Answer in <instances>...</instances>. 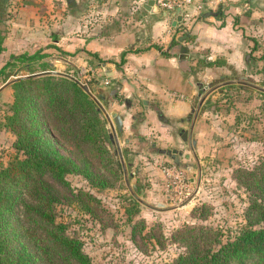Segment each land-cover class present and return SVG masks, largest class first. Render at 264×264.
Returning <instances> with one entry per match:
<instances>
[{
	"label": "rangeland",
	"instance_id": "1",
	"mask_svg": "<svg viewBox=\"0 0 264 264\" xmlns=\"http://www.w3.org/2000/svg\"><path fill=\"white\" fill-rule=\"evenodd\" d=\"M42 34L45 35L44 31ZM251 34L254 35L251 38L253 56L251 67L246 68L252 74L250 87L233 86L229 89L221 86L215 89L207 100L205 98L207 106L205 103L202 105V115L195 124L194 140L197 143L194 148L201 163V173L198 175L200 185L195 194L196 169L186 172L182 168H175L166 155L149 154L146 149L138 155L139 150L129 128L126 127L119 134L120 140L130 138L129 149L123 157L130 186L136 185L137 195L147 203L156 206L161 202L170 209L147 208L135 200L125 184L121 164L117 165L119 159L114 144H108L107 148L117 173L102 167L99 158L90 152V146L82 142L78 144L68 134L61 133L53 111H45L42 101L39 102L41 126L59 153L77 164L87 163L94 174L108 182L105 187L94 186L79 173L68 174L64 182L49 179L59 192L57 220L64 223L70 236L81 240L84 252L94 264H167L184 251V247L172 237L177 229L185 225H205L217 229L222 240L226 241L233 238L245 223L249 191L238 183L236 170L252 169L264 159V30H254ZM54 35L57 36L56 33ZM57 57L70 59L71 54L53 49L45 61H52V70L68 71L87 84L107 111L112 108V104L109 108L105 102L110 100L109 90H116L124 98V93H120L121 84L111 85L105 73L98 71V61L95 65L90 62V66L87 63L82 67L66 62L61 64L56 61ZM41 62L33 60L31 71L40 72L45 67ZM221 62L222 59L216 61L218 64ZM202 68L197 67L198 71ZM26 74L28 71L21 70V64L9 67L0 74V86L10 77ZM236 74L234 71L225 77L232 79ZM96 79L100 84H95ZM204 80L206 78L202 75L193 77L195 95L198 94L196 81L205 85ZM219 80L207 83L214 87ZM220 89L221 92L218 91ZM100 93L105 95L104 100L99 98ZM14 94L12 85L0 92V168L17 154L14 147L16 134L7 121ZM172 98V102L185 100L179 94ZM200 98L190 99L191 105L196 107ZM123 104L113 106L122 110L129 122L128 109ZM161 106L165 108L166 104ZM143 107L140 101L137 110L145 118L141 127L145 140L150 143L156 139V144L162 148L185 150L186 147L176 137L170 136L171 129L167 125L161 122L153 129L152 115ZM182 124L187 125L184 121ZM106 127L110 131L107 123ZM156 133L159 138L154 136ZM122 148L125 150V145ZM129 162L133 164L132 167L128 166ZM190 177L194 178L193 182H189ZM191 195L190 201L180 205ZM195 207L200 208L193 211Z\"/></svg>",
	"mask_w": 264,
	"mask_h": 264
},
{
	"label": "crops",
	"instance_id": "2",
	"mask_svg": "<svg viewBox=\"0 0 264 264\" xmlns=\"http://www.w3.org/2000/svg\"><path fill=\"white\" fill-rule=\"evenodd\" d=\"M192 1L182 8L163 10L157 0H0V68L12 61V55L37 51L49 54L53 49L71 54L70 59L62 57L63 61L57 57L56 61L61 64L84 67L98 61V71L105 73L109 83L121 84L120 93H124L125 98V105L122 104L128 109L130 121L127 122L122 110L113 106L121 103H108L107 106L112 104V108L104 109L109 115L116 112L121 117L123 130L128 127L135 138L138 155L143 149L153 154L152 149H147L149 142L142 136L145 118L137 110L140 101L152 115L153 129L162 122L171 129L170 136L182 143L176 129H187L186 116L193 107L191 100L200 96L192 89L195 75L206 78L205 86L218 78L224 83L241 75L247 82L253 81L246 68L251 67L253 56L251 38L254 35L251 32L264 30V0ZM48 30L53 32L47 33ZM180 53L185 54L182 62ZM219 59L222 62L216 64ZM201 61L213 62V65L198 71ZM234 71L237 72L234 78L225 77ZM95 81L100 84L99 80ZM199 84L202 82L196 81L197 89ZM178 94L185 100L172 102V96ZM161 104L166 107L162 108ZM197 120L192 128L195 145ZM111 121L114 124L112 116ZM106 122L110 128L107 119ZM154 136L159 138L158 133ZM119 140L123 158L129 149L130 138ZM156 147H160V152L166 149ZM195 153L198 158L196 150ZM198 161L200 163L199 158ZM124 163L126 166L125 160ZM128 166L133 164L129 162Z\"/></svg>",
	"mask_w": 264,
	"mask_h": 264
},
{
	"label": "trees",
	"instance_id": "3",
	"mask_svg": "<svg viewBox=\"0 0 264 264\" xmlns=\"http://www.w3.org/2000/svg\"><path fill=\"white\" fill-rule=\"evenodd\" d=\"M47 56L39 51L12 55V61L0 68L1 74L21 64V70L28 71L11 84L15 97L7 121L16 134L17 154L0 168V264H94L81 240L70 236L57 220L59 192L49 179L64 182L68 174L79 173L94 186L105 187L108 182L87 163L77 164L59 153L38 118L40 101L45 111H53L61 133L90 146L101 166L117 173L107 148L111 141L106 119L68 75L75 76L68 71L28 76L39 73L31 71L33 60L43 61L40 72L56 71L44 60ZM207 65L213 62L201 61L199 67ZM235 177L249 191L245 223L239 231L223 241L217 229L185 225L172 234L184 251L167 264H264V159L252 169H237Z\"/></svg>",
	"mask_w": 264,
	"mask_h": 264
},
{
	"label": "water",
	"instance_id": "4",
	"mask_svg": "<svg viewBox=\"0 0 264 264\" xmlns=\"http://www.w3.org/2000/svg\"><path fill=\"white\" fill-rule=\"evenodd\" d=\"M148 4H151V1H149ZM179 40H181V39H179ZM179 57H180V60L182 62L185 59V54L180 53L179 54ZM46 73H61V74H65V73L58 72V71H45V72H39V73H36V74H33V75H28V76L31 77V76H37V75L46 74ZM68 76L71 77L96 102V104L98 105V108L102 111V113L104 114V116L108 120V123H109L110 128H111V131H112L111 138L114 139V142L116 143V146H117V153H118L119 160H120V163H121V168H122V172H123V176H124V181H125L126 186L129 189L131 195L133 196V198H135L139 203H141L142 205L146 206L147 208H152V209H157V210L170 209V208H165L163 206L164 204L161 203V202L158 203L156 206L147 203L146 201H144L143 199H141L137 195V193H136V187L135 186H130L129 181H128V177H127L126 166H125L124 160L122 158V154H121V151H120V146H119L118 139H117V136H116L115 127H114L113 122L111 121V116H112V118H114V121L116 123V128L118 130H122V127H123L122 126L123 125L122 123L123 122H122L121 117L116 112H112L109 115L106 112V110L104 109V106L101 104V102L99 101V99L94 94H92V92L88 88L87 84L82 83L78 78H75V77H73L71 75H68ZM19 78L20 77H10L3 85L0 86V92L3 89H5L7 86H9L12 83L18 81ZM238 79H239V81H228V82H224V83H219L218 85L210 88L208 91H206L201 96V98L199 99V102L197 104V107L195 108V110H193L194 111V116H193V119H192V125H191V130H190V139H191L192 128H193L194 123L196 121L197 115L199 114L200 108H201L202 104L204 103L205 98L214 89H217V88H219V87H221V86H223L225 84H231V83H239V84H242V85H244L243 87L245 89H248V87H250L251 84H250V82H247L246 81V77L244 75L238 76ZM220 91H222V90H220ZM190 148H191L192 153L194 154V157L196 158V161H197V164H198V169H199L198 175H200V163H199L198 158H197V155L195 153L194 146L192 144H190ZM161 151H163V150H161ZM173 151L175 152L176 150H173ZM190 179H191L192 182L194 181V178L193 177H190ZM199 185H200V182H199V176H198V180H197L196 186H195L196 188H195V191H193V194H195V192L198 190ZM192 195L190 197H188L184 202L180 203V205H182L183 203H186V202L190 201V199L192 198ZM174 207H177V206H174Z\"/></svg>",
	"mask_w": 264,
	"mask_h": 264
},
{
	"label": "flooded vegetation",
	"instance_id": "5",
	"mask_svg": "<svg viewBox=\"0 0 264 264\" xmlns=\"http://www.w3.org/2000/svg\"><path fill=\"white\" fill-rule=\"evenodd\" d=\"M233 81H239L238 78H234ZM252 82V81H251ZM96 83V81H95ZM220 83V82H219ZM233 86H238V87H242L244 85L242 84H239V83H231V84H226V85H223L222 87H225V88H232ZM199 89H198V94H200V96H202L206 91H208L212 86L208 85L207 87L205 85H202V84H199ZM221 87V88H222ZM216 91L215 89L208 95V98L209 96L214 92ZM198 96V97H200ZM98 98V97H97ZM99 98L101 100H104L105 98V95L103 94H99ZM120 96V94L116 91V90H109V99L110 100H106L105 102L108 104V103H113V102H117V103H125V99ZM207 98V99H208ZM206 99V100H207ZM127 101V104H128V100ZM101 102V101H100ZM205 103V106H207V101L204 102ZM204 103L202 105H204ZM106 104V105H107ZM198 104V103H197ZM103 105V104H102ZM104 106V105H103ZM197 107V105H196ZM196 107H191V113H189V115L186 116V119L188 121V126H187V129H182V128H177L176 129V134L178 135V137L180 138V140L182 141V143L188 148L187 151L184 153L183 150L179 149V148H166L163 152H160L159 148L157 149V145L155 143V139L153 142H150L148 145L149 147L147 149H152V152L153 153H158V154H162V155H166L169 159H170V163L173 165V167L175 168H182L184 169L186 172H189L190 171H193V169H196V182L198 180V166L196 164V160L194 159V155L190 149V144H192L193 146L195 145L194 142H193V129H192V133H191V139H190V128H191V125H192V119H193V116H194V111H192V108H195ZM202 107V106H201ZM105 108V107H104ZM202 108H200V112L199 114L197 115V119L202 115V112L203 110H201ZM135 116H133V118H135ZM159 117H161V114H159ZM114 127H115V132H116V136H117V139H119V135L118 133L122 134L123 132V127H122V130H118L116 128V123L114 121ZM111 133L112 131L110 130L109 131V138H110V141L112 144H114L115 146V154L118 156V153H117V147H116V143L114 142V139L111 138ZM128 142V139L125 140V143ZM173 150H176L175 152ZM122 151V149H121ZM122 154H123V151H122ZM118 159H119V156H118ZM188 160H192L191 163H188L187 161ZM120 162V160H119ZM121 164V163H120ZM201 173V171H200ZM189 182H192L191 179L189 180ZM137 188V186H136Z\"/></svg>",
	"mask_w": 264,
	"mask_h": 264
},
{
	"label": "built area",
	"instance_id": "6",
	"mask_svg": "<svg viewBox=\"0 0 264 264\" xmlns=\"http://www.w3.org/2000/svg\"><path fill=\"white\" fill-rule=\"evenodd\" d=\"M220 1L222 0H218V2ZM157 2L163 10H167L170 7L182 8L193 3L192 0H157Z\"/></svg>",
	"mask_w": 264,
	"mask_h": 264
}]
</instances>
